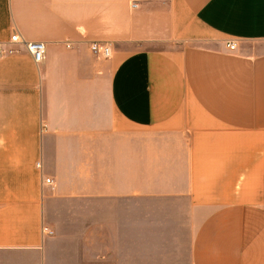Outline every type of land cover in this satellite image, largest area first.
Listing matches in <instances>:
<instances>
[{
  "label": "crops",
  "instance_id": "obj_1",
  "mask_svg": "<svg viewBox=\"0 0 264 264\" xmlns=\"http://www.w3.org/2000/svg\"><path fill=\"white\" fill-rule=\"evenodd\" d=\"M0 44V264H264V0H0Z\"/></svg>",
  "mask_w": 264,
  "mask_h": 264
},
{
  "label": "built area",
  "instance_id": "obj_2",
  "mask_svg": "<svg viewBox=\"0 0 264 264\" xmlns=\"http://www.w3.org/2000/svg\"><path fill=\"white\" fill-rule=\"evenodd\" d=\"M141 2L142 0H128V4L130 8H137ZM9 41L12 43L22 44L35 62H40L44 58L45 45L41 41H26L22 37H20L19 34L17 33L12 34L10 36ZM226 46L229 49L234 50L236 44L234 42H228ZM90 49L93 54L102 58H108L112 52L111 44L106 42L94 41L91 43ZM14 52H16L15 48L5 47L0 44V58L9 54H13ZM37 164L39 165L40 163L38 162ZM44 181L51 182L52 179L50 177H45ZM42 230L44 231V233H49V234L53 232L52 229L48 228L45 225L42 227Z\"/></svg>",
  "mask_w": 264,
  "mask_h": 264
},
{
  "label": "rangeland",
  "instance_id": "obj_3",
  "mask_svg": "<svg viewBox=\"0 0 264 264\" xmlns=\"http://www.w3.org/2000/svg\"><path fill=\"white\" fill-rule=\"evenodd\" d=\"M126 51H130L132 49H135L137 46L135 43H125Z\"/></svg>",
  "mask_w": 264,
  "mask_h": 264
}]
</instances>
